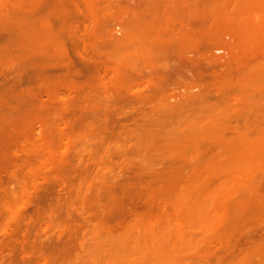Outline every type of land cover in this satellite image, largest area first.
<instances>
[{"label":"rangeland","instance_id":"1","mask_svg":"<svg viewBox=\"0 0 264 264\" xmlns=\"http://www.w3.org/2000/svg\"><path fill=\"white\" fill-rule=\"evenodd\" d=\"M263 95L264 0H0V264H264L215 249L257 236L243 221L218 230L227 169L206 184L180 171L144 204L164 139L211 115L264 112Z\"/></svg>","mask_w":264,"mask_h":264},{"label":"bare ground","instance_id":"2","mask_svg":"<svg viewBox=\"0 0 264 264\" xmlns=\"http://www.w3.org/2000/svg\"><path fill=\"white\" fill-rule=\"evenodd\" d=\"M32 39L33 38H31V40ZM215 52L221 53L222 50L216 49ZM211 54H213V53H211ZM214 55H215V53H214ZM215 56L211 57L209 59V61L205 59L206 62L208 64H211L210 60H212ZM207 59H208V57H207ZM217 59H218V57H217ZM217 59L212 60V62L214 61L215 62L214 64H216ZM196 63H198V62L194 61V64H196ZM207 63L205 64L204 67H206L208 65ZM189 64H191V63L189 62ZM199 64L202 65L203 63L201 64V62H199L197 65H199ZM197 65H195V66L191 65V66H189L188 69L186 68L187 70L185 69V67L183 69L185 74L187 73V74H190L193 76L194 80H192V81H195L196 79L201 80L203 78L202 75L204 72L202 69L198 68ZM192 76H190L189 78L187 76V78L192 79L191 78ZM200 77H202V78H200ZM227 79H229V78H227ZM197 80L194 83H197ZM148 82L150 83L151 80ZM145 83H147V82L145 81ZM155 83L156 82L153 81L150 84L154 85ZM147 84H145V86ZM192 84H193V82H192ZM198 84L199 83H197L195 85L199 86ZM143 85H144V83H143ZM141 87L139 85V88H141ZM145 88L146 87H144V89ZM196 88H198V87H196ZM145 90H147V89H145ZM195 97H199V95H196ZM191 99H194V98L192 97ZM236 111H235V114L233 113V115H230V114H232L230 112L227 113L229 115L221 114V115H223V117H219V118H216L218 116H212L211 115L213 119L211 118V116H210V118H207V119L212 120V121H209L207 119H205V121H203V122L209 121V123L200 122V123H198L200 125L196 126V128H194V129L193 128H191V129L187 128V129L183 130L181 133H178L177 135L175 134L174 136H171V137L164 139V142L162 143V145H163L162 147H164V150L166 151V159L167 160L162 165H160V166H162V169L159 168L160 170H157L158 172L160 171L159 172L160 178L157 181H154L155 186H153L152 182L150 183L152 186H149L148 188L153 189V190L147 192L148 195L145 196L147 198H144V204L146 205L147 208H154L157 200L164 198L172 190V188L175 187V183L172 181V179H173L174 175H177L178 172H180V171H185V170L190 171V172L194 173L195 176L198 177L199 180L204 179L203 181L206 184L208 182V179L203 178V176L207 177V175H204V174H211L215 170H218L221 168L223 171H224V169L225 170L227 169V171L225 173L229 174V177L231 178V179H229L230 180L229 182H232V183L234 182V183L232 184V183L227 182V184H226V182H225V185L228 188L227 189L224 187L225 185L222 182L223 184L222 183L221 184L224 185L223 186L224 190L225 189H227V190L222 191V189H221V188H223L222 186H219L221 188H218L221 191L218 192V191L214 190V192H216L217 195H219L220 199L224 200L223 203L225 204V205L222 204L221 203L222 201L220 199L219 200L217 199L220 203H219V206L216 207V208H218V210H216V212H215L216 213L215 217L218 218V220H217L218 222L220 221V218H221L222 223H224V221H226V223H224V224L216 223L218 225L219 224L222 225V226L219 225L220 227H218L216 225L219 228V229L218 228L217 229L218 230L226 229L228 227V229H231L234 231L235 229L238 230L237 228L239 226L242 227V224H243L245 227V228L242 227L243 229H246L247 232L252 231V233H254V234L257 233V236L256 237H247L249 235V233H248L247 236L242 235L243 237H241L240 236L241 234H239V235L237 233L231 234L233 232H231V230L227 229L226 233L228 234L229 232H231L228 234V236L230 234L231 235L229 236V238L225 237L223 240L219 239L220 242H218V240H217V243L215 244L216 245L215 249L217 248V251H218L221 249L220 246H223L224 250H226V252L231 251V252H229L230 255H235L234 253H235V251H237V252H239L238 254L243 255V256H251V255H253V256H264V161L262 159L261 160V161H263L262 165H260V164L257 165V164H255V163H257V160H254L253 157L250 161L248 159L249 157L253 156L254 154H256V155L260 154L258 157H262L264 154V112H263V109L260 112H258L259 110L254 111V112H251V110H247L245 112H243V110H240L237 112ZM231 119H233V122L235 124H233V122H231L232 121ZM224 121H226V122L223 123ZM239 121H240V123H241V121H243L244 123L242 125H239L240 124ZM243 153H244V155H242ZM189 154H193V155H197V156L198 155L199 156H206L209 159H212L214 161V163H212L210 165H202V166H197V167L187 166L180 161V158L184 157V156H189ZM249 154H251V156ZM237 155H239L241 157L236 158ZM246 155L249 157H247ZM244 156L247 157L246 160H248L249 162H247V161L246 162L249 163V165H251L250 163H252L251 166H253V164H254L255 167L260 168V166H261V168L260 169L254 168V166L249 167L247 165V163H245L246 165L244 166V164L242 163V160L245 161L244 159H242V157L245 158ZM262 158H264V157H262ZM236 159H239V160L236 161ZM253 160L256 162H254ZM240 161H241V164L243 166H241ZM235 164H236V167L231 168L232 166H235ZM238 164H240V166L243 168L248 167L247 170L250 169V171L248 172L246 170V172H247L246 173L245 171H243L244 170L243 169L242 170L244 172L243 175H242L241 171H239V172H241V175L239 174V172H238V174H236L237 171H234L233 169L238 168L237 167ZM228 168L229 169L231 168L230 169L231 172H234V173L236 172L235 173L236 177H239V175H240L243 178L233 177L234 175H232V174H234V173H232V174H230V172L227 173L229 171ZM252 168L260 170V171H256L253 169L254 171H256V174L257 173H259V174L256 175L255 172H252L253 171ZM236 170H238V169H236ZM230 175H232V177ZM226 179H228V178H226ZM203 181L202 182L200 181V182L203 183ZM229 184H230V187H229ZM152 187H154L155 189ZM156 188H158V189H156ZM220 192L223 193V194H221L222 197L219 194ZM221 204H222V206H221ZM8 208L10 209V211H14V207L8 206ZM124 208H120V210L122 211ZM126 209L127 208H125V210ZM213 209L215 210V208H213ZM214 210H212V211L214 212ZM126 211H128V210H126ZM237 213L238 214L240 213V215H242L243 218L242 219L238 218ZM217 214H218V216H217ZM235 214H237L236 215L237 218H235ZM213 215H214V213H213ZM246 215H248V216H246ZM254 216H255V218H254ZM256 216L258 217L257 220H255L256 223L252 224V223H254V219H256ZM250 217L253 219L251 220ZM248 220H249V222H250V220L252 222L249 223ZM239 221H241V222L243 221L242 224L240 225V223H241L240 222L238 225H235ZM234 226L236 227L235 229H234ZM242 228H240V230ZM240 230H238V231L240 232ZM241 231H243V230H241ZM235 232H237V231H235ZM205 238H206L205 236L202 237L200 239V241H204ZM226 238H228V239H226ZM216 239H215V241H216ZM213 240H214V238H213ZM221 242H224V243H221ZM210 243H211V241H210ZM236 256H238V255H236ZM17 258H18V260H20L18 256L16 257V255L10 256L8 258L7 264H18ZM193 258H194V256H193ZM235 258H233V260ZM233 260H231V261H233ZM238 261L240 264L241 262H243V258L238 259L236 261L237 264H238Z\"/></svg>","mask_w":264,"mask_h":264}]
</instances>
